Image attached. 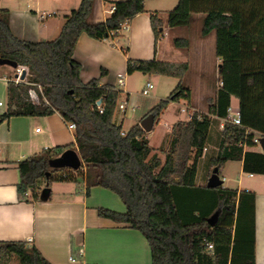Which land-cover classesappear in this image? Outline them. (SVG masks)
Listing matches in <instances>:
<instances>
[{
    "label": "trees",
    "instance_id": "16d2710c",
    "mask_svg": "<svg viewBox=\"0 0 264 264\" xmlns=\"http://www.w3.org/2000/svg\"><path fill=\"white\" fill-rule=\"evenodd\" d=\"M94 3L80 0L64 15L58 35L39 41L15 36L8 11L0 7V58L25 65L30 73L19 83L7 81L8 108L0 113V123L13 116L57 112L66 124L75 125L73 142L44 148L18 162V199L40 201L41 189L53 182L83 185L86 195L92 187H104L120 198L125 210L97 207V214L138 230L148 242L151 264H257L254 192L222 185L208 188L206 181L212 168L220 171L227 161H241L243 172L264 175V153L253 141L264 136V0H178L165 12L169 27L187 26L194 14H201V35H214L222 85L205 113L193 112L190 119L172 124L158 147L164 159L152 153L148 132L139 125L142 118L127 131L114 121L117 104L123 97L127 100V94L99 77L82 81L80 63L73 58L82 33L97 40L122 37L123 24L146 11L145 0H107L113 9L98 22L92 20ZM149 18L157 40L163 33V15L153 11ZM173 42L182 46L185 40ZM187 70L186 62L128 59L127 74L139 71L178 79L143 118L151 115L155 123L170 102L190 98L183 81ZM105 71L101 68V75ZM30 89L37 92L38 101L31 100ZM232 97L238 100L240 124L225 121L220 127ZM214 129L217 148L206 154ZM69 148L81 158L77 169L49 166L50 159ZM199 168L205 169L204 181L197 177ZM12 260L52 264L27 241L0 240V264Z\"/></svg>",
    "mask_w": 264,
    "mask_h": 264
},
{
    "label": "crops",
    "instance_id": "0c3cea01",
    "mask_svg": "<svg viewBox=\"0 0 264 264\" xmlns=\"http://www.w3.org/2000/svg\"><path fill=\"white\" fill-rule=\"evenodd\" d=\"M106 1L95 0L93 21H103L109 14L110 7ZM79 2L80 0H0V7L8 11L9 26L15 36L28 41H39L55 38L64 22V15ZM177 2L178 0H145L146 11L129 20L127 27L120 31L122 37L97 40L82 33L73 53V58L81 66V80L87 82L93 77H99L101 83L119 89L118 74H123L125 85L121 90L127 94V101L133 103L129 98V87L126 86L128 59L186 62L188 69L191 64L196 63L195 66L199 69L204 56L212 55L217 74L220 59L214 55L213 33L203 36L209 39L208 42L201 40L192 45L185 42L182 46L174 44L173 39L182 37L186 26L169 27L165 21V12ZM153 11L162 13L164 19L161 27L163 33L157 40L149 18V13ZM41 14H45V17H40ZM168 38H171L170 43L166 41ZM122 46L127 47L125 52L122 51ZM101 68L106 70L102 75ZM198 80L196 101L192 102L190 98L188 100L193 110L203 111L204 107L208 109L217 84L214 88V85L203 81L202 74ZM189 89L191 96L193 89ZM184 100L187 103L188 100ZM172 103L174 102L168 105ZM237 105L238 100L232 97L231 106L237 109ZM122 112L124 116L130 115L132 109ZM122 121L123 118L120 123ZM73 140V130L57 112L49 116H13L0 123V240L27 241L35 245L52 264H151L148 242L138 230L97 214V207L119 212L125 210L120 198L104 187H92L86 195L83 185L53 182L49 186L50 197L45 201L26 202L18 199V162L44 148ZM218 140V130H214V134L211 131L208 146L216 149ZM235 162L242 171L241 161ZM199 170L197 177L201 178L203 171ZM243 173L256 178L248 185L238 183L237 187L230 188L250 190L255 194L254 255L257 264H264V175ZM78 247H83V256L79 261L72 262L69 256Z\"/></svg>",
    "mask_w": 264,
    "mask_h": 264
},
{
    "label": "rangeland",
    "instance_id": "374dc122",
    "mask_svg": "<svg viewBox=\"0 0 264 264\" xmlns=\"http://www.w3.org/2000/svg\"><path fill=\"white\" fill-rule=\"evenodd\" d=\"M195 19H193L188 26L184 27L183 36L179 37L187 44H195L201 40L208 42V38L201 35V14H194ZM213 37V36H212ZM170 43L171 38L166 39ZM209 45V43H207ZM185 51V50H184ZM180 59V58H178ZM196 64V63H195ZM191 64L189 69L185 74L183 79L185 85L193 89L190 96L192 102L196 101L198 94L197 87L199 86V77L202 74L203 81L209 82L211 85H214V88L217 84L218 72H215V63L214 58L211 55L204 56L202 59L201 65L198 69L197 66ZM199 64V63H198ZM14 75V68L8 65H0V101L4 103L3 106H0V113H3L7 109V93H6V83L7 80H10ZM202 81V83H203ZM146 82L152 83V88L149 89L148 94L144 95L141 93L142 88ZM178 79L171 76L158 75V74H143L139 71H135L131 74L126 75V86L129 87L130 99L134 102L132 113L130 115L123 114L122 110L118 107L114 113V120L121 124L123 131H127L132 125L138 123L141 118L147 113L154 105H156L161 99H165L169 92L175 87ZM201 82V80H200ZM123 89L122 87H118ZM123 100V98H122ZM184 99L174 102L166 107L163 112L159 115L157 121L154 123L151 131L147 133L149 144L152 147V153L156 152L158 156L164 158V155L158 150L159 144L164 140V138L169 134L170 127L172 123L178 120H188L190 115L193 112L200 114L205 113L204 110H193L190 106V100L185 103ZM130 110V107L128 108ZM129 111H127L128 113ZM121 118H123L122 123H120ZM216 130V129H214ZM214 130L213 134H214ZM217 143V141H216ZM255 149L260 148L258 145L254 147ZM216 149L214 147L207 146L206 154H213ZM211 173V172H210ZM205 169H203L202 181H204ZM219 175L222 178V186L224 187H237L238 183L240 185H248L256 177H248L245 175L239 168V164L235 161H228L219 171ZM240 180V181H239ZM239 181V182H238ZM10 264H18L16 260H12Z\"/></svg>",
    "mask_w": 264,
    "mask_h": 264
},
{
    "label": "water",
    "instance_id": "95a60500",
    "mask_svg": "<svg viewBox=\"0 0 264 264\" xmlns=\"http://www.w3.org/2000/svg\"><path fill=\"white\" fill-rule=\"evenodd\" d=\"M0 65H8L11 66L12 68H15L17 66V63L6 58H0ZM219 67L220 64H218V68ZM97 103H100V100H98ZM139 125L144 131L149 132L153 128L154 119L151 115H147L141 119ZM258 144L260 146L261 151L264 153V136H260L258 138ZM48 164L50 167L53 168L67 167L70 169H77L81 164V158L75 149L69 148L64 150L57 157L50 159ZM222 182L223 180L219 175L218 168L217 167L212 168V171L207 178L206 186L208 188H213L222 185ZM50 192H51L50 187L44 186L40 191V195H39L40 200L42 201L47 200L50 196ZM216 215L217 213H214L213 216L208 219V222L210 224H212L215 221Z\"/></svg>",
    "mask_w": 264,
    "mask_h": 264
},
{
    "label": "built area",
    "instance_id": "2783aa9c",
    "mask_svg": "<svg viewBox=\"0 0 264 264\" xmlns=\"http://www.w3.org/2000/svg\"><path fill=\"white\" fill-rule=\"evenodd\" d=\"M113 9V6L110 7L109 11H111ZM40 17H45V14H41ZM127 27V24H123V29ZM29 70L25 65H17L14 68V75L11 77L10 80H12L14 83H19L21 81H24L25 78L29 75ZM23 75V76H22ZM9 81V80H7ZM125 85V81L123 78V74H118V79H117V87H123ZM222 85V81L219 78V76L217 77V87ZM152 83L151 82H146V84L144 85V87L141 90V93L144 95L148 94V91L150 88H152ZM29 96L31 98L32 101L36 102L38 101V94L34 89H30L29 90ZM99 104V103H97ZM3 103L0 101V106H2ZM134 104L131 102H128L127 100H121L119 101V103L117 104V107L121 110H129L128 108L130 107V109H133ZM8 108V106H7ZM99 111H102L101 108L99 109ZM192 115V114H191ZM191 115L189 117V119L191 118ZM225 121H229L233 124H240V116L239 113L237 111V109H234L231 105L227 108V116L225 118L220 119V124L219 126L222 127L223 123ZM68 127L70 129L73 130V128L75 127L74 123H69ZM122 134H124V132H122ZM254 142H256L258 144V138H254L253 139ZM242 142H239V145H241ZM259 145V144H258ZM211 244H208V249H211ZM84 250L83 247H78L77 250H75V252H72L69 256V259L72 262L75 261H79L82 256H83Z\"/></svg>",
    "mask_w": 264,
    "mask_h": 264
}]
</instances>
